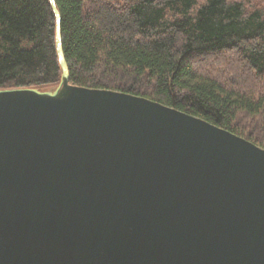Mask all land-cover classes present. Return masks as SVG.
<instances>
[{
  "label": "water",
  "instance_id": "1",
  "mask_svg": "<svg viewBox=\"0 0 264 264\" xmlns=\"http://www.w3.org/2000/svg\"><path fill=\"white\" fill-rule=\"evenodd\" d=\"M0 88V264H264V148L151 99Z\"/></svg>",
  "mask_w": 264,
  "mask_h": 264
},
{
  "label": "trees",
  "instance_id": "2",
  "mask_svg": "<svg viewBox=\"0 0 264 264\" xmlns=\"http://www.w3.org/2000/svg\"><path fill=\"white\" fill-rule=\"evenodd\" d=\"M69 83L142 96L264 148V0H54ZM49 0H0V88L60 81Z\"/></svg>",
  "mask_w": 264,
  "mask_h": 264
}]
</instances>
